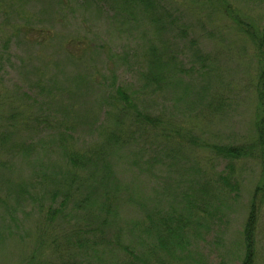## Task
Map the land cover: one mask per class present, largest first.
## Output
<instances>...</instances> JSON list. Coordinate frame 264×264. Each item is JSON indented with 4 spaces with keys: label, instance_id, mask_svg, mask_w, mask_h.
<instances>
[{
    "label": "rangeland",
    "instance_id": "1",
    "mask_svg": "<svg viewBox=\"0 0 264 264\" xmlns=\"http://www.w3.org/2000/svg\"><path fill=\"white\" fill-rule=\"evenodd\" d=\"M223 1L228 13L217 2L164 0L175 31L158 34L146 20L113 16L78 0H68V4L0 0V203L12 209L0 205V264H17L21 248L28 250L21 241L29 228L36 230L41 223L58 233L55 238L59 239L83 223L75 202L68 206L67 221L46 220L47 194L55 187L54 179L43 186L42 179L36 181L37 169L43 173L56 170L63 180L69 175L67 154L92 153L93 149L112 153L113 176L105 179L99 174V183L107 184L97 188L95 197L99 207L95 212L102 214L105 194H114L108 239L117 235L123 244L138 250L142 239L155 235L148 213L187 216L188 199L213 182L216 186L209 187L210 197H215L217 208L209 206L208 210H221L224 218L210 235L201 231L193 253L210 264H241V233L260 169L252 161L236 162L235 173L242 184L240 194L233 196L225 184L215 182L226 169V161L213 149L245 143L252 134L262 65L230 18L237 16L244 23L263 27L264 0ZM151 49L176 64L166 72L158 94L146 92L144 85L149 83L145 76L155 71ZM180 62L185 75L178 72ZM120 90L133 97L139 109L159 113L169 133L165 139L139 130L146 151L151 148L156 156L165 155L149 160L148 168V155L133 158L137 142H112L119 108L128 103ZM22 183L38 198L37 204L23 196L20 209L24 213L17 211L18 201L10 195L12 187ZM131 195L140 197L141 203L130 204ZM197 203L201 204L198 199ZM259 212L255 264H264V196ZM47 254V259L55 261L51 247ZM123 254L121 250L107 253L96 264H111Z\"/></svg>",
    "mask_w": 264,
    "mask_h": 264
},
{
    "label": "trees",
    "instance_id": "2",
    "mask_svg": "<svg viewBox=\"0 0 264 264\" xmlns=\"http://www.w3.org/2000/svg\"><path fill=\"white\" fill-rule=\"evenodd\" d=\"M62 1L68 4V0H60V2ZM206 1L217 2L223 11L225 10L226 13L229 11L228 4L225 5L223 0ZM78 2L90 3L96 9L104 10V13L124 17L128 20H146L158 34L175 31L171 14H169L164 0H78ZM226 16L228 17L229 15ZM230 19L236 25L237 31L243 36V39L251 44L254 58L262 67L259 68L255 89L257 101L255 103L252 134L245 143H228L215 146L216 149L213 150L217 157L226 161V169L219 175V181L215 182L225 184L224 189H230L233 191L230 194L236 196L240 194L242 181L238 180L235 173V163L252 161L260 169L259 181L248 202L247 217L240 240V248L242 249L241 264H255L259 211L264 196V26L249 25L237 16ZM192 44H195V42ZM150 57L154 59L152 62L155 71L145 76L149 83L144 82V85L147 87L146 92L151 90L158 94L161 90L159 88L160 85L164 83L166 72L170 67L175 68L176 64L171 62V60L165 61L162 58V54L158 53L156 49H151ZM184 69V65L181 63L178 66L180 75L187 73ZM189 70H193V68ZM119 95L124 97L128 103L126 107L119 108L120 113L118 115L120 116L115 118L117 134L113 136L112 142L116 144H128L132 140L137 142V145L135 144V147L132 148L133 150L138 149V151L134 152L133 158L139 159L142 155H148L149 157L145 161L146 168H148L151 166L149 160L163 159L165 155L158 157L154 154L156 151L151 148L146 151L143 148L145 146L144 137L139 130L154 132L168 139L169 133L165 132L164 120L159 113H153L149 108L139 109L138 105L133 103L134 98L128 97L126 91L120 90ZM129 120H133V124ZM132 128L135 129L134 133ZM136 132L141 134V139ZM173 132L179 133L178 131ZM10 135L15 134L10 132ZM181 137L184 138V136ZM190 142L195 144L193 140ZM183 145L188 148L193 147L189 142H184ZM92 151V153H68L66 159L70 168L66 173H69V175L63 180H61L60 176H57L59 173L56 170L51 173H43L44 170L37 169L40 175L36 181L42 179L43 181L40 183L43 186L50 182L53 183L52 180L54 179L55 187H52L47 194L50 204L46 220L49 218L54 221L59 218L61 221H67L68 206L70 203L75 202L78 207L77 210L83 215V223L70 234L61 235L59 239L55 238L58 233L52 232L47 228L44 229L41 227V223V226H36V230L29 228L26 233L28 236L21 241L22 244L26 242L28 250L23 252L24 247L21 248L22 255L19 256L17 264H96L102 261V258H99L100 256L120 250L125 252L123 254L125 256L122 259L113 258L114 260L111 264H210L203 256L199 254L195 256L193 251H196L194 243L199 241L202 234L201 231L203 230L205 235H210L214 228L218 226V220L224 218V213L221 210H208L209 206L213 209L217 208L214 201L215 197H210L212 188L209 187L216 186L213 182L207 183L206 188L203 187L195 198L190 197L188 199L185 208V212L188 213L187 216L184 214L179 217L176 215H162L159 212L148 213L147 218L151 222V231L155 235H149L146 239H142L139 242L140 248L134 250L130 245L123 244L117 235L107 238L110 234L108 230H112V225L108 223V214H111V209L116 203L115 199L111 198L113 191L105 194L107 202L100 206L105 213L103 214V210L102 214L95 212V209L99 208L95 205L96 190L98 187L107 184L106 181L99 183L98 176L101 173L104 174L103 177L105 179L113 176L114 168L110 160L112 157L110 151L101 153H97V149ZM0 170H3L1 166ZM31 180L29 182L33 189V180ZM61 182L65 189L60 187ZM12 189L13 192L10 195L18 201L17 211L27 212L20 209V202L23 200L24 195H27L31 202L35 201L38 204V198L29 193L24 183L15 185ZM197 199L201 204L197 203ZM204 199H207V203H205ZM128 201L132 205H138L142 199L131 195ZM0 205L1 208L7 211L12 210L6 205L1 203ZM33 207L32 203L29 209L32 210ZM155 209L158 208L155 207ZM31 212L29 211V213ZM195 225L196 228L194 227ZM151 242L155 246H150ZM49 247L52 249L55 261L47 259ZM100 250L101 254L99 253ZM94 258L96 262H93Z\"/></svg>",
    "mask_w": 264,
    "mask_h": 264
}]
</instances>
